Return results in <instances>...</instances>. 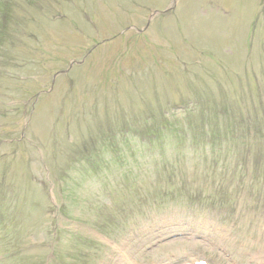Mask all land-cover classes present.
Segmentation results:
<instances>
[{
  "label": "rangeland",
  "instance_id": "374dc122",
  "mask_svg": "<svg viewBox=\"0 0 264 264\" xmlns=\"http://www.w3.org/2000/svg\"><path fill=\"white\" fill-rule=\"evenodd\" d=\"M0 42V264H264V0H0Z\"/></svg>",
  "mask_w": 264,
  "mask_h": 264
},
{
  "label": "trees",
  "instance_id": "16d2710c",
  "mask_svg": "<svg viewBox=\"0 0 264 264\" xmlns=\"http://www.w3.org/2000/svg\"><path fill=\"white\" fill-rule=\"evenodd\" d=\"M4 16H6V14L4 15ZM1 43V42H0ZM187 130L188 129H185L184 130V133L186 134V136H188L189 134L187 133ZM206 141H208V142H210L209 140H206ZM191 143V145H195L196 144V139L195 138H193L192 139V141L190 142ZM203 143H204V141H203ZM205 164V163H204ZM204 173H201V177L203 178V175ZM196 178V177H195ZM204 185V184H203ZM202 185V186H203ZM201 186V187H202ZM205 186H203V189H202V191L203 192H205V188H204ZM198 192H200L199 194H197V197H194V198H191L192 199V202H193V204H195V205H198V207L200 208V206H205V204H207L208 202H207V198L205 197V196H201V191H198Z\"/></svg>",
  "mask_w": 264,
  "mask_h": 264
}]
</instances>
